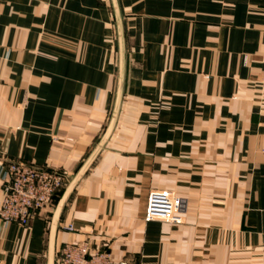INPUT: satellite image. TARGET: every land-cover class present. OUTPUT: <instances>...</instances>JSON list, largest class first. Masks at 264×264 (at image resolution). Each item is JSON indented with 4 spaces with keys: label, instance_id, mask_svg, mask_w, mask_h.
<instances>
[{
    "label": "crops",
    "instance_id": "0c3cea01",
    "mask_svg": "<svg viewBox=\"0 0 264 264\" xmlns=\"http://www.w3.org/2000/svg\"><path fill=\"white\" fill-rule=\"evenodd\" d=\"M118 5L122 102L62 208L55 264L85 239L128 264H264V0ZM120 66L114 0H0V163L68 184L111 125ZM164 190L182 222L146 219ZM56 205L0 219V264H49Z\"/></svg>",
    "mask_w": 264,
    "mask_h": 264
},
{
    "label": "built area",
    "instance_id": "2783aa9c",
    "mask_svg": "<svg viewBox=\"0 0 264 264\" xmlns=\"http://www.w3.org/2000/svg\"><path fill=\"white\" fill-rule=\"evenodd\" d=\"M3 171V196L0 199V219L29 226L35 215L53 205L55 195L65 188L67 176L55 168L42 167L24 160L0 163ZM183 200L171 191H153L148 198L146 219L155 218L182 222L179 211ZM74 229L73 225L67 227ZM57 264H128L116 262L110 251L96 248L91 239L65 242L61 245Z\"/></svg>",
    "mask_w": 264,
    "mask_h": 264
},
{
    "label": "water",
    "instance_id": "95a60500",
    "mask_svg": "<svg viewBox=\"0 0 264 264\" xmlns=\"http://www.w3.org/2000/svg\"><path fill=\"white\" fill-rule=\"evenodd\" d=\"M114 6L117 12V21H118V29H119V37H120V44H121V66H120V80H119V92H118V99L117 104L114 112V116L111 122L110 127L106 131V134L101 139L93 153L90 155V157L86 160V162L81 166V168L78 170L76 175L73 177L72 180L69 181L67 186L64 188V191L62 195L60 196L53 216L52 226H51V238H50V258H49V264H55V236H56V230H57V223L60 216V213L62 211V208L65 204V201L67 200L68 196L71 194L73 189L75 188L77 182L80 180V178L83 176L89 165L92 163L96 155L99 153L101 148L103 147L104 143L106 142L107 138L109 137L116 119L118 117V113L120 110L123 92H124V79H125V68H126V46H125V37H124V28L122 23V16L119 11V5L118 0H114Z\"/></svg>",
    "mask_w": 264,
    "mask_h": 264
},
{
    "label": "trees",
    "instance_id": "16d2710c",
    "mask_svg": "<svg viewBox=\"0 0 264 264\" xmlns=\"http://www.w3.org/2000/svg\"><path fill=\"white\" fill-rule=\"evenodd\" d=\"M63 191H64V188H63L62 190H60V191L55 195L54 200H53V205L56 204V203L58 202V200H59L60 196L62 195Z\"/></svg>",
    "mask_w": 264,
    "mask_h": 264
}]
</instances>
